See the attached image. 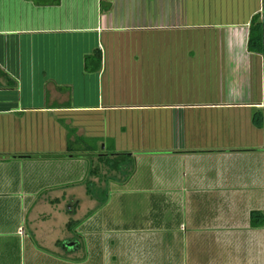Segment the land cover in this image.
<instances>
[{
	"label": "crops",
	"instance_id": "obj_1",
	"mask_svg": "<svg viewBox=\"0 0 264 264\" xmlns=\"http://www.w3.org/2000/svg\"><path fill=\"white\" fill-rule=\"evenodd\" d=\"M255 14L264 35V0H0L4 221L47 203L60 213L112 142L129 156L121 176L133 172L104 182L95 206L109 214V258L85 246L102 238L95 209L71 219L89 230L68 264H264V224L248 220L264 215V49H246ZM96 50L98 69L85 68ZM116 114L127 124L110 133ZM133 192L145 208L168 196L172 212L125 219L116 209Z\"/></svg>",
	"mask_w": 264,
	"mask_h": 264
},
{
	"label": "rangeland",
	"instance_id": "obj_2",
	"mask_svg": "<svg viewBox=\"0 0 264 264\" xmlns=\"http://www.w3.org/2000/svg\"><path fill=\"white\" fill-rule=\"evenodd\" d=\"M210 18H212V16H210ZM124 121L125 124H127V117H124V115L116 114L113 116L114 124L110 133L115 131L113 128H119L120 125L124 124ZM116 135L119 137L120 132H116ZM110 138L116 139L114 135L110 136ZM105 171L106 170L102 168L98 169L97 175L94 176V179L97 183L89 185L85 181L83 183L85 185H77L73 190L65 191L67 194L71 193L72 196L65 200L64 207H62L60 213L57 212V209L59 208L58 203L56 202L57 206L55 203L52 206H50L49 203L44 204L43 206L34 205V207L27 213V216H25L26 212H24L26 211V208H23V211L19 213V219L17 222L7 223L4 221V219L7 218L6 215H4V213L0 215V262H2V264H29L30 262L37 264H58L63 262L68 264L70 257H78L76 254L74 255V251L69 252L72 249V246H75L77 243L74 242V236L78 235L80 237V231L86 230L89 227L86 225H83L85 227H80L81 223H78L72 227L71 231H68L65 227V224L69 219H80L87 213L89 214L95 212V206L98 205V203L95 201V199L90 201L89 198L86 196L84 197V190L82 189H84L85 186L88 187L89 192H92L91 197L98 198L99 195L102 197L101 194L103 191H107L106 194H109L108 190L103 189L105 185L102 174H104ZM117 176L120 178L122 177L121 175ZM87 177V180L89 181L91 178L89 179L88 174ZM62 192L63 190H60V192H52L51 190L48 192L43 190L39 193L38 198L40 199V195H46L50 199L51 197L62 195ZM168 198V196L163 197L162 195L151 196L150 205L145 208L144 194L142 192H133L127 197L125 196L124 198H121V201L119 202L120 204L116 210L119 211L122 217L125 216V219L137 216L139 214H148L151 217H163V214H170V212H172L171 208L167 205V203L164 202L167 201ZM35 204H37V202ZM1 208L2 211H7L8 209L4 206ZM96 211L97 212L95 213L100 214L99 217L101 220V227L100 224H97L91 229L94 233L100 231V235H102L100 237L102 238H93L89 236L83 237L87 238V240H85L86 248L88 250L92 248L93 246L91 244L93 243L95 248L99 249L102 259L106 260L109 258V248L106 249L107 243H105V241H108L109 244V238L104 240V230H108L109 228V214L107 212L106 215V211L99 209H96ZM64 212L66 213V216H64ZM43 215H49L50 218H45ZM197 216L198 214L195 213L194 217ZM21 219H24L25 221L23 222ZM19 220L22 222H19ZM17 232L21 235H19ZM78 255L83 256L84 251L81 249ZM89 256L90 255H85L86 259L84 264H97L98 256L95 255L94 257L93 255L92 258ZM76 260L82 261L81 257ZM80 261L79 263H81ZM103 264H109V261L103 262Z\"/></svg>",
	"mask_w": 264,
	"mask_h": 264
},
{
	"label": "trees",
	"instance_id": "obj_3",
	"mask_svg": "<svg viewBox=\"0 0 264 264\" xmlns=\"http://www.w3.org/2000/svg\"><path fill=\"white\" fill-rule=\"evenodd\" d=\"M262 25L263 24L261 20L259 19L258 14H255L251 17L249 24H248L247 42H246V49L248 52L262 53V50L264 49L263 47L264 35H263ZM92 62L95 63L94 69H98L99 62H100L99 51L96 50L91 55L85 57V60H84L85 68L88 66V63H92ZM93 150L94 149L91 148L92 152ZM103 152L106 153V155H104V153L103 155H97L96 153V160H97L98 166L96 168L89 169L88 173L90 177H94L98 173V169L100 168L99 166H104L106 167L105 169L106 171L105 173L103 172L104 174H102L103 180L106 183L108 182L110 183L111 181H115V178L117 175H121L120 173H123L121 172L120 164L127 163L129 160V156L126 153L114 152L112 148V142L109 145L104 144ZM128 171L129 172H126L122 176L124 177L129 176L130 174H132L133 169L129 168ZM87 181L88 180H86V182ZM106 192L107 191H103V193L101 194L102 197H100L99 195V197L96 198L97 199L96 201L98 202L99 205L100 204L102 205L105 203L106 197H107ZM85 193L87 196H90V197L92 195V192H89L88 187L85 188ZM248 220H249V225L251 227H254V228L261 227L264 224V215L261 211L252 210L249 212ZM76 224L78 223L75 220L69 219L68 222L65 224V227L67 228L68 231H71L72 227H74Z\"/></svg>",
	"mask_w": 264,
	"mask_h": 264
},
{
	"label": "built area",
	"instance_id": "obj_4",
	"mask_svg": "<svg viewBox=\"0 0 264 264\" xmlns=\"http://www.w3.org/2000/svg\"><path fill=\"white\" fill-rule=\"evenodd\" d=\"M264 58V57H263ZM262 83H263V92H264V73H263V77H262ZM18 233V232H17ZM19 235H21L20 233H18Z\"/></svg>",
	"mask_w": 264,
	"mask_h": 264
}]
</instances>
